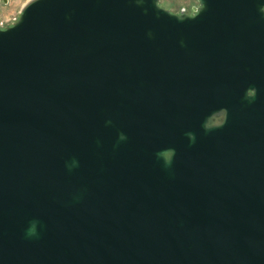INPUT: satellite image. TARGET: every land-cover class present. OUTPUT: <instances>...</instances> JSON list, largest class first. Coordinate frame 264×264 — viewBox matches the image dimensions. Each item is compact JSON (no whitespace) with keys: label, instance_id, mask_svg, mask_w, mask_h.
I'll use <instances>...</instances> for the list:
<instances>
[{"label":"water","instance_id":"water-1","mask_svg":"<svg viewBox=\"0 0 264 264\" xmlns=\"http://www.w3.org/2000/svg\"><path fill=\"white\" fill-rule=\"evenodd\" d=\"M198 3L0 28V264H264V0Z\"/></svg>","mask_w":264,"mask_h":264},{"label":"rangeland","instance_id":"rangeland-1","mask_svg":"<svg viewBox=\"0 0 264 264\" xmlns=\"http://www.w3.org/2000/svg\"><path fill=\"white\" fill-rule=\"evenodd\" d=\"M29 0H0V28L13 24L19 17L22 6ZM160 6L174 13L191 11L196 0H159Z\"/></svg>","mask_w":264,"mask_h":264},{"label":"flooded vegetation","instance_id":"flooded-vegetation-1","mask_svg":"<svg viewBox=\"0 0 264 264\" xmlns=\"http://www.w3.org/2000/svg\"><path fill=\"white\" fill-rule=\"evenodd\" d=\"M196 1H197V4L191 6V11L186 12V13H188L189 15H194V14H195L194 8L198 7V5H199L198 0H196ZM184 12H185V11H184Z\"/></svg>","mask_w":264,"mask_h":264}]
</instances>
